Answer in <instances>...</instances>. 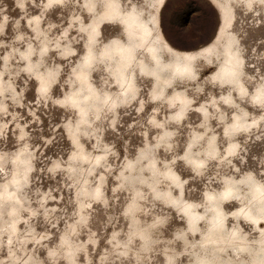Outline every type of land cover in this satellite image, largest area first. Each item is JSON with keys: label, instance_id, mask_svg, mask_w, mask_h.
<instances>
[{"label": "rangeland", "instance_id": "1", "mask_svg": "<svg viewBox=\"0 0 264 264\" xmlns=\"http://www.w3.org/2000/svg\"><path fill=\"white\" fill-rule=\"evenodd\" d=\"M93 1L90 9L86 0H0V191L11 192L0 195V264H220V249L201 238L209 192L218 194L228 179L240 181L238 198L249 195L246 180L264 188V97H253L264 82V0H117L122 14L91 37L107 3ZM216 3L230 23L221 32ZM241 4L252 13L236 15ZM131 9L162 41L170 43L163 33L174 40L182 58L191 53L192 75L172 74L174 54L164 43L160 81L141 74L136 60V95L121 97L100 53L113 39L131 41L122 17ZM229 45L243 62L239 81L226 84L216 73ZM138 54L153 66L143 49ZM81 66L101 94L116 97L114 108L76 110L67 97ZM164 78L170 83L162 85ZM177 94L186 97L185 108ZM189 149L199 163L186 156ZM155 189L177 199L182 191L202 214L195 231ZM237 206L222 205L226 229L235 226L230 210ZM236 228L253 250L227 252L226 259L249 262L255 229L247 221Z\"/></svg>", "mask_w": 264, "mask_h": 264}, {"label": "bare ground", "instance_id": "2", "mask_svg": "<svg viewBox=\"0 0 264 264\" xmlns=\"http://www.w3.org/2000/svg\"><path fill=\"white\" fill-rule=\"evenodd\" d=\"M61 0H49V3H58ZM88 2V8L92 9L94 7L93 0H86ZM215 2V0H212ZM242 2V1H241ZM218 11L222 14L223 23L219 32L226 30L230 23L229 19L226 18V13L223 14L224 9L220 8L218 3H216ZM240 9H243L241 12L236 11V15L241 13H252L246 9L245 5L241 4ZM122 14L120 9L119 2L117 0H107L106 8L101 13L99 17H95L92 21V27L94 32L91 34V37H94L95 34L99 31V26L102 21L107 19V22L116 21L118 15ZM218 14V13H217ZM224 15V16H223ZM253 14H251L252 16ZM241 17L243 15H240ZM125 20V25L129 37L127 41H122L120 39H113L112 41L103 45L100 55L105 56L109 59L108 64L111 66V73L114 74L113 80L117 83L120 89L121 97L127 95L128 92H132L134 97L136 95V84L133 76L132 65L137 60V65L139 71L143 75L155 76L157 79H161V74L159 72L160 67L163 65L161 60V50L165 43L166 47L174 54V61L172 64V74L177 75H187L193 74V68L189 57L191 53L184 52L186 58H182L181 54L168 42L162 41V38L153 33V28L149 23L148 19L141 15L137 10L131 9L124 13L122 16ZM219 17V15H218ZM220 20V18H219ZM160 23V22H159ZM161 27V25H160ZM163 33V30H162ZM164 37L167 39L166 35L163 33ZM90 37V36H89ZM228 40H231V35H228ZM137 38V41L134 40ZM90 39V38H89ZM171 39V38H170ZM168 40V39H167ZM172 40V39H171ZM169 41V40H168ZM94 42V41H93ZM90 42V44H93ZM170 42V41H169ZM175 46V45H174ZM143 49V52L149 56V59L153 62V66L149 67L146 59L143 56H140L138 53ZM196 49V48H195ZM194 50V49H193ZM84 62L90 63L94 60L95 52L93 47H89L85 53ZM243 56L239 50H236L230 45L226 48L225 59L217 75L219 78L224 81L226 84H231L239 81L240 72L242 69ZM85 63V65H86ZM88 66V65H87ZM77 78L79 80V85L74 88L69 94L68 97L72 103L76 106V110L80 113L88 111L89 106H94L96 108V113L101 110L104 106L115 107L117 104L116 97L113 96L110 92L101 94L98 89L93 85L92 81L89 78L88 68L81 66L77 71ZM263 75L264 79V64L263 68L260 70V74ZM161 77V78H159ZM191 77V76H190ZM162 85L169 84L166 78L162 79ZM160 81V80H159ZM245 85H241L240 89L244 91ZM163 94L161 91L156 92V96ZM257 95L264 97V82L262 85L257 86L254 90L253 97ZM176 97L180 100V108H185L186 97L181 94H177ZM184 104V105H183ZM177 115H182L183 112L178 110ZM84 114H81L83 116ZM190 161L199 163L200 160L194 156V154L189 149L186 155ZM103 155H98L95 157V161L98 162ZM85 159L84 157H82ZM150 164H153V161H149ZM165 176L168 178L169 182L180 188L181 181L178 179L177 173L171 168L166 169ZM171 179V181H170ZM22 181L21 178H16L14 180V190H18L21 187ZM246 187L249 190V195L246 199L238 198L237 195H240L239 188H241L240 181L234 179H228L225 181L224 188L218 193L213 194L209 192L208 202L211 208V213L209 214L208 228L204 232L202 242L212 245L214 248H219V252L216 259L221 255L222 260L220 264H264V188L261 183L255 180L254 178L246 180ZM182 190V189H181ZM158 192L157 189L154 190V193H161L162 196L166 197L167 202L171 203L175 208L179 209L183 215L190 218V229L192 231L196 230L195 223L201 220L202 214L198 212L195 208H192V205L185 201L182 197V191H180V196L177 198L167 197V193ZM0 195H10L11 192L7 189L0 191ZM18 199V197H15ZM235 201L238 203L236 209L230 210L232 212L231 222L235 226L231 229L229 227L226 229V213L223 211L222 205L227 202ZM240 215L243 219H240ZM231 218V217H230ZM229 218V219H230ZM242 221H247L251 227L255 229V234L257 238V243L254 245L255 249L252 253L251 260L235 262L230 259H226L227 252H235L236 254H243L248 250L253 248L246 242V238L237 230V224ZM230 247V248H229ZM234 253V254H235ZM203 262H207L205 259ZM207 264H216V260L208 261Z\"/></svg>", "mask_w": 264, "mask_h": 264}, {"label": "water", "instance_id": "3", "mask_svg": "<svg viewBox=\"0 0 264 264\" xmlns=\"http://www.w3.org/2000/svg\"><path fill=\"white\" fill-rule=\"evenodd\" d=\"M239 10H243V9H240L239 8ZM242 14V13H241ZM217 17H218V15H217ZM218 25H219V17H218V24H217V26L215 27V29L213 30V33H212V35H211V37L209 38V40L208 41H210L214 36H215V34H216V32H217V27H218ZM166 35V34H165ZM166 37H167V39L170 41V43H172V44H174V45H176V46H178L177 45V43L174 41V40H171L167 35H166ZM207 41V42H208ZM179 47V46H178ZM192 47H197V46H192Z\"/></svg>", "mask_w": 264, "mask_h": 264}]
</instances>
